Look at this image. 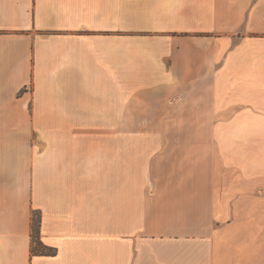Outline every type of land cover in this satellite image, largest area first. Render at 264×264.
Returning <instances> with one entry per match:
<instances>
[{"label": "crops", "instance_id": "0c3cea01", "mask_svg": "<svg viewBox=\"0 0 264 264\" xmlns=\"http://www.w3.org/2000/svg\"><path fill=\"white\" fill-rule=\"evenodd\" d=\"M137 120L190 122L187 176L73 123ZM0 264H264V0H0Z\"/></svg>", "mask_w": 264, "mask_h": 264}, {"label": "rangeland", "instance_id": "374dc122", "mask_svg": "<svg viewBox=\"0 0 264 264\" xmlns=\"http://www.w3.org/2000/svg\"><path fill=\"white\" fill-rule=\"evenodd\" d=\"M79 130L92 129L103 131L107 129L120 130L114 137L115 151L111 153H96L100 160L123 159L131 162V176L134 178L147 177L148 182H155L157 177H185L191 154L188 148V121L150 120V121H79L73 122ZM44 127V125H43ZM95 133V140L99 138ZM124 134L127 136L125 137ZM101 139V138H99ZM112 139V137H111ZM126 139L124 149L123 140ZM120 144H123L121 147ZM202 153L196 154V160L202 158ZM193 161V160H192ZM134 182V181H133ZM133 193L137 191L134 190ZM154 190L155 184L148 185Z\"/></svg>", "mask_w": 264, "mask_h": 264}, {"label": "trees", "instance_id": "16d2710c", "mask_svg": "<svg viewBox=\"0 0 264 264\" xmlns=\"http://www.w3.org/2000/svg\"><path fill=\"white\" fill-rule=\"evenodd\" d=\"M31 254L40 255H51L54 253L52 248L44 246L39 239V228H40V213L38 211H33L31 216Z\"/></svg>", "mask_w": 264, "mask_h": 264}]
</instances>
